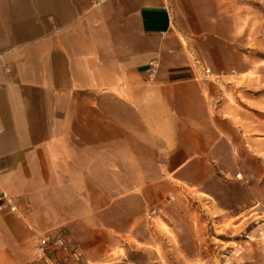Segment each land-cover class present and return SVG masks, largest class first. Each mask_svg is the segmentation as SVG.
<instances>
[{"label":"crops","instance_id":"crops-1","mask_svg":"<svg viewBox=\"0 0 264 264\" xmlns=\"http://www.w3.org/2000/svg\"><path fill=\"white\" fill-rule=\"evenodd\" d=\"M227 6L0 0V197L20 213L0 201V264L49 232L92 260L165 201L220 199L239 172L259 199L264 109Z\"/></svg>","mask_w":264,"mask_h":264},{"label":"rangeland","instance_id":"rangeland-1","mask_svg":"<svg viewBox=\"0 0 264 264\" xmlns=\"http://www.w3.org/2000/svg\"><path fill=\"white\" fill-rule=\"evenodd\" d=\"M226 9L236 24L237 46L257 69L241 80L253 81L250 90L264 109V0H228ZM260 156L258 200H246L247 190L232 184L244 177L228 176L217 187L220 199L192 193L165 201L148 212L130 238L109 242L92 260L79 248L77 256L57 251L51 259L36 257L31 248L18 264H264V152Z\"/></svg>","mask_w":264,"mask_h":264},{"label":"built area","instance_id":"built-area-1","mask_svg":"<svg viewBox=\"0 0 264 264\" xmlns=\"http://www.w3.org/2000/svg\"><path fill=\"white\" fill-rule=\"evenodd\" d=\"M206 74H210L206 71ZM237 179L241 178V175L236 176ZM0 201L4 202V206H7L11 213L19 215V210L14 204L13 200L6 194L0 197ZM3 207V206H2ZM1 208V207H0ZM2 209V208H1ZM57 251L74 252L73 255L77 256V250L67 241L65 235L61 233L49 232L42 235L36 245L33 248V254L38 258L51 259L54 253ZM72 254V253H71Z\"/></svg>","mask_w":264,"mask_h":264}]
</instances>
